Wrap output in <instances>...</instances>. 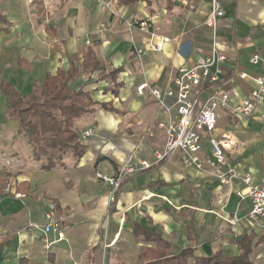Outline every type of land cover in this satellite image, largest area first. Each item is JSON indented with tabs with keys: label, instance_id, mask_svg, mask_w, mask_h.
I'll return each instance as SVG.
<instances>
[{
	"label": "crops",
	"instance_id": "obj_1",
	"mask_svg": "<svg viewBox=\"0 0 264 264\" xmlns=\"http://www.w3.org/2000/svg\"><path fill=\"white\" fill-rule=\"evenodd\" d=\"M211 1L146 0L122 6L116 0H44L45 17L40 18L32 0H0V14L10 23L0 22V83L8 81L27 96L47 73L80 67L81 52L90 47L101 68L79 76L71 87L115 109L97 108L79 119L80 133L95 132L84 142V156L75 160L67 154L45 171L19 134L18 122L8 118L0 90V264H141L145 242L135 236L136 224L159 231L176 250L192 248L194 257H237V240L254 236L250 257L264 264V229L246 219L251 200L239 204L235 195L246 186L245 177L255 186L264 175V103L241 119L219 112L212 135L227 139L236 173L231 185H222L177 158L155 163L154 151L165 142L160 125H167L170 115L149 89L137 93L142 84L164 90L179 67L194 66L216 45L226 58L219 85L232 106L247 99L255 83L240 75H264L261 66L250 63L255 54L264 59V0H220L224 15L216 33L207 25ZM135 20L151 28L129 30ZM163 37L170 42L162 51L141 58L133 53ZM19 59L31 69L21 68ZM113 68L123 69L118 97L107 91V81H98ZM131 157L150 167L127 178L109 204L110 187L96 173L115 176ZM49 204L58 206L64 239L45 233ZM235 212L240 222L232 225L227 218Z\"/></svg>",
	"mask_w": 264,
	"mask_h": 264
},
{
	"label": "built area",
	"instance_id": "obj_2",
	"mask_svg": "<svg viewBox=\"0 0 264 264\" xmlns=\"http://www.w3.org/2000/svg\"><path fill=\"white\" fill-rule=\"evenodd\" d=\"M211 6L212 11L207 25L216 33L218 18L224 13L220 0H212ZM134 26H139L141 29L151 28V24L146 21L135 20L128 23L129 30ZM169 42L170 39L164 37L158 42L153 40L148 48H135L133 53L141 58L147 52L162 51L164 45ZM225 59L215 45L211 54L200 59L194 66L179 67L164 90L142 84L137 88V93L143 95L145 90L149 89L150 94L155 97L161 108L170 115L169 123L160 125L165 129V142L161 149L154 151L155 163L177 158L185 166L193 167L207 177L217 179L222 185H231L233 179L236 178V173L227 155L229 143L226 138L218 140L207 134H212L217 129L220 111H227L232 116L241 119L251 116L254 110L264 103V75L250 77L242 73L241 79L250 78L255 83V88L242 104L232 106L229 93L219 85L224 73L222 64ZM250 63L261 66L264 73V59L260 55H253ZM167 100H171L172 104L168 105ZM94 134L93 129H87L81 132L80 138L85 142ZM262 158L264 160V152ZM149 167L150 165L145 161L136 164L134 158L131 157L115 176L97 172V179L110 187L109 204L115 201L117 192L127 178ZM243 183L246 186L235 191L239 204L251 200L252 209L246 219L256 227L264 229V175L259 185L250 186V176L245 177ZM47 219L49 223L45 228V233H54L59 239H64L61 221L56 215L54 204H49ZM227 221L236 225L240 222V218L235 212L227 218Z\"/></svg>",
	"mask_w": 264,
	"mask_h": 264
},
{
	"label": "trees",
	"instance_id": "obj_3",
	"mask_svg": "<svg viewBox=\"0 0 264 264\" xmlns=\"http://www.w3.org/2000/svg\"><path fill=\"white\" fill-rule=\"evenodd\" d=\"M119 5L130 6L146 0H116ZM40 18L45 17L44 0H32ZM149 4V3H148ZM0 22L10 25L5 16L0 14ZM48 30L52 26H47ZM80 67L72 64L69 69H58L55 74L47 73L43 82L35 84L31 94L23 96L14 85L2 80L0 90L6 98V114L10 120L19 124L18 132L26 138L30 145L33 157L42 162V169L50 171L61 164L67 154H72L75 160L81 159L86 146L80 138L76 127L79 119L87 114L94 113L97 108L106 111L115 109L110 103H99L84 89L75 90L71 84L81 75L88 76L101 68V61L95 51L88 47L82 50ZM19 66L30 70L26 61L19 59ZM122 68H113L109 72L99 75L98 81L108 82V92L118 97L123 82H119ZM56 206V205H55ZM58 206H56V212ZM58 213V212H57ZM134 234L143 238L139 259L141 264H257L252 261L250 254L255 244L254 236H243L237 240L240 255L227 257L215 253L210 257H194L193 249L188 247L176 250L173 244L166 240L157 230L142 228L135 225ZM3 244H0V250ZM126 264V263H120Z\"/></svg>",
	"mask_w": 264,
	"mask_h": 264
},
{
	"label": "rangeland",
	"instance_id": "obj_4",
	"mask_svg": "<svg viewBox=\"0 0 264 264\" xmlns=\"http://www.w3.org/2000/svg\"><path fill=\"white\" fill-rule=\"evenodd\" d=\"M221 112V111H220ZM213 134V133H212ZM212 134H207V136H210V137H213V135Z\"/></svg>",
	"mask_w": 264,
	"mask_h": 264
}]
</instances>
